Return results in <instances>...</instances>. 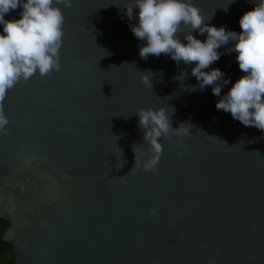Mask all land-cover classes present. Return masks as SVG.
Segmentation results:
<instances>
[{
    "label": "water",
    "instance_id": "1",
    "mask_svg": "<svg viewBox=\"0 0 264 264\" xmlns=\"http://www.w3.org/2000/svg\"><path fill=\"white\" fill-rule=\"evenodd\" d=\"M132 2L61 6L60 70L20 81L0 102L10 121L0 133L2 243L13 264H264V133L215 107L244 75L235 53L222 47L205 69L231 78L221 97L191 91L190 66L140 58L123 14ZM252 2L193 0L206 20L215 12L211 25L238 33ZM181 71L188 77L173 79ZM147 108H174L173 128L193 126L161 139L153 171L143 170L152 153L134 115Z\"/></svg>",
    "mask_w": 264,
    "mask_h": 264
},
{
    "label": "clouds",
    "instance_id": "2",
    "mask_svg": "<svg viewBox=\"0 0 264 264\" xmlns=\"http://www.w3.org/2000/svg\"><path fill=\"white\" fill-rule=\"evenodd\" d=\"M236 0H230V4ZM254 7L239 20L238 33L221 26L211 25L213 15L207 20L193 0H133L123 14L134 24L130 30L143 42L139 49L141 59L149 56H168L175 64L181 62L191 67V76L197 85L191 91H204L211 86L212 95L221 97L222 88L232 84L227 73L219 68L209 69L223 54L235 53L242 75L216 103L218 111L230 113L233 120L245 127H254L264 133V0H253ZM63 8H72L73 0H0V102L7 91L20 81L27 82L34 75L47 76L60 70L59 52L63 46ZM21 9L19 19L6 20L11 11ZM225 12L228 6L223 8ZM182 27H190V34L180 39ZM193 33L206 38L201 41ZM231 47H228L229 45ZM188 73L181 71L178 77L184 80ZM142 83L152 88L151 78L142 77ZM140 109L134 115L143 140L149 145L151 157L143 162L144 171L156 169L162 153V138L175 133L189 135L192 125L180 122L171 126L175 109ZM128 118V117H126ZM10 121L0 103V133L7 132ZM137 146H134L135 164ZM132 171V170H131Z\"/></svg>",
    "mask_w": 264,
    "mask_h": 264
},
{
    "label": "flooded vegetation",
    "instance_id": "3",
    "mask_svg": "<svg viewBox=\"0 0 264 264\" xmlns=\"http://www.w3.org/2000/svg\"><path fill=\"white\" fill-rule=\"evenodd\" d=\"M7 226L5 221L0 220V264H13L11 246H4L2 243V234Z\"/></svg>",
    "mask_w": 264,
    "mask_h": 264
}]
</instances>
